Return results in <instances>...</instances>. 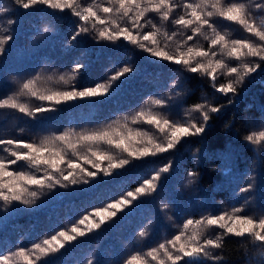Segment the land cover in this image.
<instances>
[{
	"label": "trees",
	"instance_id": "16d2710c",
	"mask_svg": "<svg viewBox=\"0 0 264 264\" xmlns=\"http://www.w3.org/2000/svg\"><path fill=\"white\" fill-rule=\"evenodd\" d=\"M177 2L183 3V0ZM0 8L9 9L7 13L0 12V34H8L3 31L7 28L14 37L6 45V54L0 56V97L18 92L24 81L36 76L41 77L36 85L40 92L58 91L70 90L73 86L77 89L91 87L107 82L123 66L133 68V72L116 81L111 94L103 98L57 105L54 101L42 102L31 96L20 97L30 108L43 104L53 110L37 113L33 118L17 110L0 109V139L38 143L46 137L69 132L70 140L75 142L82 132L100 131L116 121L124 123V118L128 117L129 127L146 132L145 139L152 137L161 142L163 134L155 125L147 124L143 118L139 123H132L130 118L142 110L147 115L151 109L162 118L183 122L191 118L186 110L196 102L226 105L220 113L212 114L204 136L184 138L173 150L133 160L112 176L104 177L90 164L78 161L89 171H97V178L68 188L44 189L31 207L5 206L0 201V253L18 247L31 248L61 229H70L94 208L107 207L128 191L134 192L144 180L172 161L175 162L173 174L153 196L137 205L135 201L101 229L78 237L71 246L47 259L54 264H87L88 260L93 264H125V260L137 252L144 253L172 239L181 225L175 219L178 214L186 215L182 222L200 219L223 210L230 211L233 206L243 204L245 197L248 214H264V145H252L245 140L247 134L264 131V70H258L238 86L239 95L229 105L227 97L211 88L207 77L153 58L122 38L115 43L97 41L92 32L78 37L76 42L71 41L70 35L82 22L67 10L61 12L44 5L23 10L14 5L13 0H0ZM182 11V8L175 9L173 17ZM149 15L159 26L158 17ZM9 20L15 23L9 24ZM216 23L231 38L249 35L232 22L217 18ZM163 30L172 32L177 28L169 21L163 23ZM200 43L207 46L206 41ZM77 64L83 67L74 80L69 79ZM62 75L69 79L68 84L59 80ZM223 79L221 77L218 82ZM181 84L183 88L179 87ZM154 99H166L167 104L163 107L153 105ZM219 144L225 145L224 151H210L212 145ZM100 148L117 157L126 156L108 145H100ZM0 155L6 153L0 152ZM106 166L107 161H104L102 167ZM190 169L197 170L199 177H190ZM37 174L43 175V172ZM77 175L79 178V173ZM249 183L254 185L253 190L241 193L239 190ZM169 204L173 208L166 210L164 205L168 207ZM98 220L93 213L85 225L79 227L83 229ZM144 230L148 234L140 237L139 232ZM222 255L226 264H264V248L242 238L228 237Z\"/></svg>",
	"mask_w": 264,
	"mask_h": 264
},
{
	"label": "snow or ice",
	"instance_id": "6c2138e0",
	"mask_svg": "<svg viewBox=\"0 0 264 264\" xmlns=\"http://www.w3.org/2000/svg\"><path fill=\"white\" fill-rule=\"evenodd\" d=\"M13 3L23 10L37 5L61 12L67 10L82 22L70 35L71 41L76 42L78 37L92 32L97 41L115 43L122 38L124 42L137 46L153 58L207 77L211 88L227 97L229 105L239 95L238 86L243 85L258 70H264V0H183V3L177 0H13ZM177 8H182V14L173 17L172 13ZM8 11V8H0V12ZM149 14L158 17L161 22L159 26ZM217 18L239 25L249 35L246 38H231L228 32L218 28ZM169 21L176 26V31L163 30V23ZM8 23L14 24L15 21L9 20ZM145 28L150 30L144 31ZM3 31L8 34H0V56L6 54V45L14 39L9 29ZM201 40L206 41L207 46L201 44ZM82 67L77 64L69 79L74 80ZM131 72L133 68L123 66L107 82L80 89L73 86L70 90L45 92L36 88L41 79L36 76L24 81L18 92L0 97V109L17 110L35 118L37 113L53 109L43 104L30 108L20 101V97L31 96L42 102L54 101L57 105L103 98L111 94L116 81ZM221 77L224 78L223 82H218ZM69 79L63 75L59 77L65 84L69 83ZM179 87L183 88V84ZM151 104L163 107L167 100L154 99ZM225 106L196 102L186 110L191 118L183 122L162 118L159 113L153 114L151 109L147 115L142 110L130 118L132 123H139L143 118L147 124L155 125L163 134L161 142L152 137L145 139L148 136L146 132L129 127L128 117L124 118V123L116 121L100 131L82 132L75 142L70 140L69 132L46 137L38 143L23 139H0V152L6 153L0 155V201L5 206L19 204L31 207L36 204L44 189L87 184L97 178L98 172L104 177L112 176L129 166L133 160L173 150L184 138L204 136L212 114L220 113ZM193 113L198 115L192 116ZM245 140L252 145H264V131L247 134ZM100 145H108L119 153H126V156L117 157L111 151L102 150ZM217 149L224 151L225 145L210 147L212 152ZM78 161L90 164L98 172L89 171ZM104 161H107L106 167H102ZM171 167L169 162L151 179L144 180L134 192L128 191L107 207L94 208L70 229H61L50 238L34 243L31 248L18 247L14 251L0 253V264H40L41 261L54 264L47 258L61 253L78 237H85L101 229L107 221L117 217L118 212H124L141 197L156 193L162 174L168 173ZM41 171L43 175H38ZM188 175L199 177L200 173L190 169ZM253 187L249 183L239 191L248 193ZM247 205L248 199L245 197L243 204L233 206L230 211L223 210L219 214H209L200 219H187L172 239L144 253L137 252L125 260V264H226L222 250L228 237L242 238L264 248V214H248ZM164 207L167 208V205ZM93 213L99 217L98 222L80 228L79 225H85ZM147 234V230L139 232L140 237ZM87 264H93V261L88 260Z\"/></svg>",
	"mask_w": 264,
	"mask_h": 264
},
{
	"label": "rangeland",
	"instance_id": "374dc122",
	"mask_svg": "<svg viewBox=\"0 0 264 264\" xmlns=\"http://www.w3.org/2000/svg\"><path fill=\"white\" fill-rule=\"evenodd\" d=\"M225 152H227V151H225ZM173 163H171L172 164V167H171V169H170V171L168 172V173H163L162 174V178H161V180L159 181V186H158V189L160 188V185L161 184H163L164 182H166L168 179H169V177L173 174V171H174V167H175V162L174 161H172ZM176 165H178V163H176ZM160 169V168H159ZM158 169V170H159ZM157 170V171H158ZM156 171V172H157ZM154 175V174H153ZM152 175V176H153ZM152 176L149 178V179H151L152 178ZM142 184H143V182H142ZM141 184V185H142ZM140 187V186H139ZM158 191V190H157ZM155 194V193H154ZM151 196H153V194L151 195ZM151 196H147V197H141L139 200H137L136 201V205L137 204H139V203H141L143 200H145V199H147L148 197H151ZM196 205H198L197 203H196ZM173 207H172V205L171 204H169L168 205V207L167 208H165L166 210H169V209H172ZM184 211H186V210H184ZM186 215L185 214H183V216L181 215H177V217L175 218L176 219V221L177 222H179L181 225H179V229H178V231H177V233H174L171 237L173 238L174 237V235H176V234H178L179 233V230H180V228L182 227V225H183V222H182V219H184V217H185Z\"/></svg>",
	"mask_w": 264,
	"mask_h": 264
}]
</instances>
